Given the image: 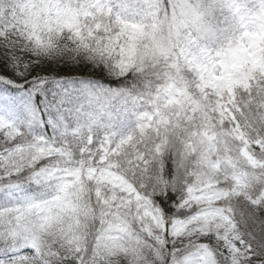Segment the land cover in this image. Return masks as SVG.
I'll return each instance as SVG.
<instances>
[{
  "label": "clouds",
  "instance_id": "obj_1",
  "mask_svg": "<svg viewBox=\"0 0 264 264\" xmlns=\"http://www.w3.org/2000/svg\"><path fill=\"white\" fill-rule=\"evenodd\" d=\"M77 3L11 0L0 8V18L6 21L7 31L37 55L70 42L118 68L121 63L131 64L130 69L142 77L143 87L133 97L144 106L140 113L160 110L159 135L175 161V188L183 192L187 184L210 187L212 181L232 190L231 197L218 202L202 193L198 207L204 210L217 203L230 207L235 210L239 235L264 234V215L250 199L264 196V150L248 153L245 149L250 144L240 142L245 137L252 142L264 139V0H146L148 12L141 19L120 15L112 0H107L115 35L101 36L95 43L75 34L83 23L80 8L84 3L79 7ZM68 7L71 12L66 14ZM105 39L110 43L102 45ZM112 41L120 44L119 55L113 54ZM226 98H239L242 105L237 129L221 108ZM144 139L146 144L155 142L151 133ZM127 158V154L121 158L117 173L74 172L62 186L49 189L44 208L19 210L17 225L57 253L53 264H66L64 257H77L82 264H166L151 251L141 252L123 236L113 235L124 217L131 223L134 214L108 217L96 203V195L114 192L124 182ZM23 159L27 160V153ZM213 161H227L230 166L218 169ZM156 175L153 165L149 172L130 178L151 190ZM156 226L145 222L143 228ZM195 231L189 227V232ZM213 246L222 257L225 246L219 240ZM246 253L247 249L239 254V264H249ZM252 255L261 257L254 264H264V252L254 247Z\"/></svg>",
  "mask_w": 264,
  "mask_h": 264
},
{
  "label": "snow or ice",
  "instance_id": "obj_2",
  "mask_svg": "<svg viewBox=\"0 0 264 264\" xmlns=\"http://www.w3.org/2000/svg\"><path fill=\"white\" fill-rule=\"evenodd\" d=\"M81 2L84 3V7L80 8L83 23L75 30V34L93 43L101 36H114L111 29L115 21L107 0H78V7ZM70 12V7L65 9L66 14ZM8 27L14 30V26ZM125 27L128 26L125 24ZM138 28L143 30V26ZM131 30L136 33L138 29ZM100 43L103 45L110 41L105 39ZM111 43L115 44L113 54L119 55L120 44L114 41ZM119 68L127 71L132 65L121 63ZM221 108L226 115L230 114L232 128L237 129L240 125L238 109H242L239 98L234 101L226 98ZM138 120V129L127 138L118 143L105 139L99 146L85 147L81 150L80 158H73L67 150L18 142L22 133L0 122V133H3L5 141L0 145V253L3 254L0 264H53V257L57 253L17 225L19 210L25 207L33 210L44 208L48 202L49 189L53 185L62 186L74 172L87 171L102 175L119 172L121 158L126 154L128 158L124 160V164L127 166V175L124 176V182L114 192L104 191L95 196L96 203L103 206L108 217L114 214L123 216L125 212L134 214L131 223H128V217H124L121 227L113 233L114 236H123L141 252L149 250L154 256L165 260L162 253L166 251L173 257L171 264H186L188 257L192 258L191 264H221V260L224 264H239V254L245 249L249 264H254V261L261 258L252 253L254 247L264 252V234L249 232L247 238L239 235L234 209L219 203L204 210L198 207L202 193H207L210 199L218 202L231 197L232 190L210 181V187L201 184L196 188L187 184L183 192L177 193L174 175L171 179L165 176L166 163L171 160L175 165V161L167 145L161 143L159 132L163 120L159 108L140 113ZM146 133L155 137L154 143H145ZM240 142L242 145L250 144L245 152L264 150V139L252 142L245 137ZM26 153L27 160L24 161ZM255 163L253 161L252 166ZM213 164L218 169L230 166L227 161H213ZM153 165L157 169V175L154 177L156 186L151 190L130 178L141 172H149ZM25 177L27 182L41 186V190L35 195H27L22 187L26 182ZM235 194L243 196V193ZM250 199L264 213V196H253ZM169 202L179 209L178 216L166 214L164 209ZM188 205L192 207L189 208ZM240 207L243 210L244 206ZM145 222L157 226L144 229ZM193 226L196 231L189 232V227ZM197 236L199 239H196ZM215 240L225 246L222 257L213 246ZM229 252L235 255H228ZM64 259L66 264H82L77 257Z\"/></svg>",
  "mask_w": 264,
  "mask_h": 264
},
{
  "label": "trees",
  "instance_id": "obj_3",
  "mask_svg": "<svg viewBox=\"0 0 264 264\" xmlns=\"http://www.w3.org/2000/svg\"><path fill=\"white\" fill-rule=\"evenodd\" d=\"M9 3L0 0V8ZM112 4L128 18L141 19L148 12L146 0H112ZM0 32L4 33L0 35V92L15 100L21 118L18 142L43 139L80 158L83 148L99 146L105 139L118 143L137 129L144 110L133 99L143 87L140 73L123 71L70 42L37 55L7 31L2 18ZM174 167L168 160L164 173L168 179L175 174ZM22 187L29 196L41 190L34 182L26 181ZM164 210L169 216L179 215L171 202ZM166 253V264H171L173 257Z\"/></svg>",
  "mask_w": 264,
  "mask_h": 264
},
{
  "label": "rangeland",
  "instance_id": "obj_4",
  "mask_svg": "<svg viewBox=\"0 0 264 264\" xmlns=\"http://www.w3.org/2000/svg\"><path fill=\"white\" fill-rule=\"evenodd\" d=\"M0 122L6 123L8 126H10L13 129L20 128L21 125V118L18 114V111L16 110V107L14 105V101L9 97L6 93H0ZM3 133H0V143L3 145L5 141L2 138ZM26 145L36 144L40 147H46L54 149L52 146L47 145L43 143L42 141L38 142H28L25 143ZM14 146V144H13ZM175 169V167H174ZM41 187V186H40ZM24 251H27V249H24ZM192 258L188 257L186 260V264H191Z\"/></svg>",
  "mask_w": 264,
  "mask_h": 264
}]
</instances>
